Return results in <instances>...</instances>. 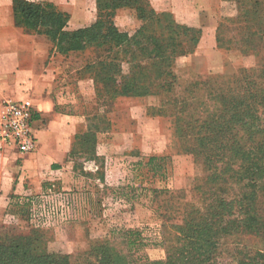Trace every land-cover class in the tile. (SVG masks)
Returning a JSON list of instances; mask_svg holds the SVG:
<instances>
[{
	"label": "trees",
	"instance_id": "16d2710c",
	"mask_svg": "<svg viewBox=\"0 0 264 264\" xmlns=\"http://www.w3.org/2000/svg\"><path fill=\"white\" fill-rule=\"evenodd\" d=\"M144 2L96 0L95 19L74 27L69 25V12L48 0H11V9L16 27L27 34L44 35L62 55L87 48L100 51L98 59L83 68L94 70L93 81L102 84V87L94 85L96 100L109 105L119 95L143 96L168 90L176 77L172 61L192 52L200 39V28L180 25L171 14L142 13ZM234 2L240 10L234 19L224 15L223 5L220 6L222 15L215 43L219 48L235 47L245 53L254 41L252 28L264 43V0ZM120 7L134 9L141 22L132 36L116 25V10ZM235 29L238 37L233 33ZM146 45L150 47L147 52ZM136 51L147 54L152 76L143 72L146 66L134 55ZM124 63L128 73H123ZM199 84L208 86L202 81L195 85ZM208 88L210 91L205 90L208 91L205 95L210 100L202 103H211L212 110L202 109L196 118L175 117L174 122V133L185 151L203 166L204 171L193 187L194 191L206 187L203 191L206 211L200 214L191 206L180 223L172 225L170 241L163 243L164 259L151 261L146 252L147 248L162 243L145 238L137 229L124 227L116 237L122 248L113 244L93 245L80 264H222L217 259L229 248L234 264H264V248L222 240L234 234L260 235L264 239V72L251 75L241 67L230 82ZM168 104L164 97V107ZM97 114L88 115L87 128L76 136L70 159L77 154L78 146L86 144L87 136L92 140L96 134L97 131H90L89 118ZM35 119L33 111V122ZM165 158L162 154L148 156L144 165L151 176H166V165L160 163ZM24 204L29 206L28 201ZM37 240L40 241L33 237L32 243ZM39 254L35 245L23 250L18 237L0 238V264H71L67 257L56 262Z\"/></svg>",
	"mask_w": 264,
	"mask_h": 264
},
{
	"label": "rangeland",
	"instance_id": "374dc122",
	"mask_svg": "<svg viewBox=\"0 0 264 264\" xmlns=\"http://www.w3.org/2000/svg\"><path fill=\"white\" fill-rule=\"evenodd\" d=\"M5 1L0 0L1 20L8 17L4 11ZM57 1L68 4L73 27L88 24L96 17V10L85 16L88 7L86 9L84 0ZM92 1L88 0L89 4ZM220 5L228 17L235 18L240 14L234 0H220ZM171 7L169 0H145L141 10L145 14L168 13L174 18ZM219 14L222 15L221 10ZM134 17L131 11H122L115 17V22L122 32L132 36L141 25ZM254 30L250 31L253 43L245 53L236 56L237 60L214 57L195 60L194 66L188 60H180L179 56L172 61V73L176 77L168 90L143 96L119 95L109 105L97 100L94 102V85L102 87L100 82L93 81L94 70L80 69L77 75L84 80L83 95L78 91L77 81H73L77 105L98 113L89 118L90 131L97 132L92 140L87 136L86 144L78 146L77 154L69 160L73 177L69 175L68 184L57 186L55 183L52 185L54 193L46 195L44 192L48 200L52 197L53 204L46 201L44 215H39L41 220L31 215V204L36 203L37 198L32 200V196L28 197L29 206L18 203L8 210L13 217L9 216L3 223L0 238L18 237L23 250L28 251L35 245L42 257L56 262L67 257L71 264H80L93 245L113 244L122 248L116 237L121 228L130 227L139 230L145 238L162 243L146 249L149 260L164 259L166 250L163 243H169L172 225L179 224L191 206L200 214L206 211L203 199L206 187L201 186L195 191L193 187L204 171L203 166L198 158L185 151L179 136L174 133L175 120L187 119L189 115L196 118L202 109L212 110L211 103H202L210 100L205 95L210 91L208 87L230 82L232 75L241 67L251 75L264 72V43L262 39L258 40L256 36L260 35ZM237 32L233 30L234 35ZM199 36L202 37L201 30ZM144 49L147 52L150 47L146 45ZM99 52L87 48L69 55L67 60L96 61ZM134 55L146 66L143 72L152 76L147 54L141 55L136 51ZM122 69L123 73H128L125 63ZM198 81L206 82L208 86L195 85ZM164 97L170 103L165 107ZM151 154L166 155L165 160L160 161L167 169L164 178L151 176L148 166L144 165ZM33 237L40 241L32 243ZM222 240L264 248V239L260 235L234 234ZM148 249L154 251L148 253ZM232 252L231 248L223 251L217 261L234 264Z\"/></svg>",
	"mask_w": 264,
	"mask_h": 264
},
{
	"label": "crops",
	"instance_id": "0c3cea01",
	"mask_svg": "<svg viewBox=\"0 0 264 264\" xmlns=\"http://www.w3.org/2000/svg\"><path fill=\"white\" fill-rule=\"evenodd\" d=\"M48 1L69 12L71 26L73 16L68 4ZM84 1L87 17V13L96 10V0L91 4ZM169 1L177 21L202 31L194 50L180 56V60H188L194 66L195 60L214 57L237 60L236 56L241 55L237 49L219 48L215 43L220 0ZM4 4L8 17L0 19V105L5 100L26 102L36 113V119L32 124L35 142L31 151L19 153L10 146L0 148V228L9 216L13 217L8 210L14 205L24 204L31 196L32 200L39 199L53 184L67 185L69 175L73 177L70 151L76 136L86 130L87 117L92 113L86 107H78L73 81H77L83 95L84 80L79 79L77 71L94 62L67 60L69 55L82 51L62 55L44 35L24 33L13 23L11 0ZM122 11H131L140 22L134 9L128 7L118 8L115 17ZM93 95L96 102L94 90ZM152 251L148 249V253Z\"/></svg>",
	"mask_w": 264,
	"mask_h": 264
},
{
	"label": "built area",
	"instance_id": "2783aa9c",
	"mask_svg": "<svg viewBox=\"0 0 264 264\" xmlns=\"http://www.w3.org/2000/svg\"><path fill=\"white\" fill-rule=\"evenodd\" d=\"M32 114L33 109L26 102L5 100L1 103L0 148L10 146L19 153H27L33 149L35 137L32 129ZM46 193L48 195L54 191L49 188ZM46 195H42L36 203L31 204V215L38 221L41 220L39 215H44L46 201L53 204L52 197L48 200Z\"/></svg>",
	"mask_w": 264,
	"mask_h": 264
}]
</instances>
